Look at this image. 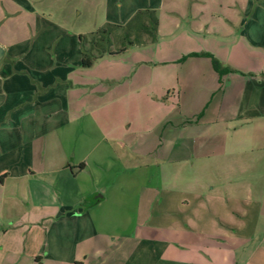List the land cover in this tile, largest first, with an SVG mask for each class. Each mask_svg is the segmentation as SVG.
<instances>
[{"label": "crops", "instance_id": "0c3cea01", "mask_svg": "<svg viewBox=\"0 0 264 264\" xmlns=\"http://www.w3.org/2000/svg\"><path fill=\"white\" fill-rule=\"evenodd\" d=\"M6 1L28 13L25 0H0V23ZM153 1L129 20L157 9ZM35 23L37 35L27 40L0 38V264H102L131 243L121 264L149 263L155 246L160 264H264V62L243 69L230 57L229 67L249 74L221 83L236 94L224 92L213 114L206 104L195 123L200 130L188 129L182 115L186 135L170 138L164 157L152 156L140 148L138 132L126 141L95 119L89 98L97 82L112 91L119 80L82 67V32ZM225 25L242 28L229 52L264 57V19L226 17ZM183 163L184 171L196 169L190 183L201 210L181 225L155 224L158 203L188 204L158 193L162 164Z\"/></svg>", "mask_w": 264, "mask_h": 264}, {"label": "rangeland", "instance_id": "374dc122", "mask_svg": "<svg viewBox=\"0 0 264 264\" xmlns=\"http://www.w3.org/2000/svg\"><path fill=\"white\" fill-rule=\"evenodd\" d=\"M147 2L155 4L153 0H25L28 13L24 11L19 14V8L6 1L8 15L6 12L0 23V38L7 44H13L27 40L34 34L36 36L33 27L36 21L37 25L42 22L45 25H61L69 29V34L72 30H80L82 35L91 36L109 24L125 26L130 22V12ZM114 4H123V7ZM156 8L158 40L147 45L129 46L120 55L106 54L96 60L92 76L106 78L110 75L119 81H114L112 91L106 88L108 84L97 82L96 93H91L89 100L94 103L92 112L99 124L112 126L116 134L122 135L126 141H131L132 135L138 132V144L143 152L164 157L168 154L169 139L178 134L186 135V122L182 115L188 113V129L200 130L196 122L201 118L205 105H208L209 114H213L224 92L231 89L221 83L230 75H249L243 70L237 72L234 67H229L227 63L230 57L243 69L263 65L264 57L258 53L229 52L227 47H230L231 42H238L240 37L237 33L242 28L238 27L237 31V27L226 26L225 18L247 21L258 17L264 19V0H159ZM33 9L39 14H30ZM207 28L208 32L205 31ZM48 33L53 35L54 32ZM121 39H116L114 50L124 43ZM27 47L24 44L20 49L25 50ZM192 51L211 54L221 64V68H230L231 72H218L214 60L207 55L190 57ZM237 90L232 88L227 95L233 96ZM130 125L132 131L125 137L124 131ZM157 139H161L164 145H159ZM148 160L142 158L138 162L146 163ZM161 169L164 183L158 191L161 198L167 201L169 196L172 199L175 196L180 198V202L182 199L188 204L169 206L158 203L152 222L162 226L167 225L165 223H169V220H178L181 225L193 210H201L194 197L195 184L190 183V176L192 173L195 175L196 169L187 168L184 171V163L181 166L162 164ZM208 219L207 226H213L216 219L213 216ZM141 231L138 230V237L142 235ZM132 249L131 243L124 250H113L111 257L102 264H121ZM148 254L151 259L147 264L151 260V264H160L156 258L160 255L159 247H149Z\"/></svg>", "mask_w": 264, "mask_h": 264}, {"label": "trees", "instance_id": "16d2710c", "mask_svg": "<svg viewBox=\"0 0 264 264\" xmlns=\"http://www.w3.org/2000/svg\"><path fill=\"white\" fill-rule=\"evenodd\" d=\"M159 19L156 12L152 10H139L125 26L108 25L98 29L91 36L81 35L82 62L83 68L93 66V63L104 57L106 54L117 56L126 51L129 46H142L155 43L158 40ZM119 33L117 36H115ZM121 36V37H120ZM116 37V38H115ZM120 39L121 47L114 50L113 46ZM207 55L214 60V67L220 73L231 72L230 68H221L220 63L211 54L190 53L191 56ZM264 76V74H263Z\"/></svg>", "mask_w": 264, "mask_h": 264}, {"label": "water", "instance_id": "95a60500", "mask_svg": "<svg viewBox=\"0 0 264 264\" xmlns=\"http://www.w3.org/2000/svg\"><path fill=\"white\" fill-rule=\"evenodd\" d=\"M4 57H5V49L0 45V66Z\"/></svg>", "mask_w": 264, "mask_h": 264}]
</instances>
